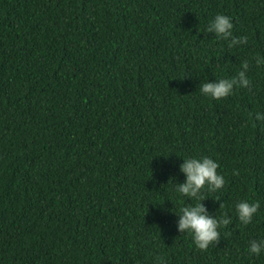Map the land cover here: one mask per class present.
Here are the masks:
<instances>
[{"label":"trees","instance_id":"obj_1","mask_svg":"<svg viewBox=\"0 0 264 264\" xmlns=\"http://www.w3.org/2000/svg\"><path fill=\"white\" fill-rule=\"evenodd\" d=\"M218 14L247 43L207 32ZM257 58L264 0H0V264H264ZM245 63L248 88L200 92ZM193 156L225 178L202 201L176 191ZM200 202L229 219L203 251L178 230Z\"/></svg>","mask_w":264,"mask_h":264},{"label":"clouds","instance_id":"obj_2","mask_svg":"<svg viewBox=\"0 0 264 264\" xmlns=\"http://www.w3.org/2000/svg\"><path fill=\"white\" fill-rule=\"evenodd\" d=\"M232 19L229 16L218 14L210 21L207 32L215 33L218 39L229 42V47H236L247 43V37H233ZM257 65L264 63V59L257 58ZM248 65L245 63L237 74L231 79H219L216 82H205L199 86L200 92L214 100H220L231 95L234 89L248 88L250 80L247 77ZM255 120L264 123V113L257 112ZM181 171L186 177L184 183L176 187V191L182 196L201 200L200 193L207 188L216 192L225 185V178L217 170L220 165L211 157H183ZM260 204L242 200L235 205L236 215L243 225H249L258 212ZM178 230L190 234L195 246L199 250H207L211 244L217 242L220 236L218 229L229 223V219L218 220L208 214L203 203L194 206H184L180 209ZM248 251L251 255L264 254V238L252 239L249 242Z\"/></svg>","mask_w":264,"mask_h":264}]
</instances>
